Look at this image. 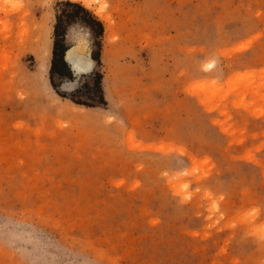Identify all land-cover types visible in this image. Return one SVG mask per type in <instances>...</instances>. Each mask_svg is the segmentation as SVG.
Segmentation results:
<instances>
[{"label": "rangeland", "instance_id": "obj_1", "mask_svg": "<svg viewBox=\"0 0 264 264\" xmlns=\"http://www.w3.org/2000/svg\"><path fill=\"white\" fill-rule=\"evenodd\" d=\"M0 264H264V0H0Z\"/></svg>", "mask_w": 264, "mask_h": 264}, {"label": "trees", "instance_id": "obj_2", "mask_svg": "<svg viewBox=\"0 0 264 264\" xmlns=\"http://www.w3.org/2000/svg\"><path fill=\"white\" fill-rule=\"evenodd\" d=\"M68 10H65L57 15V23L55 25V42H54V52L52 60L51 72L53 75L57 74L61 77L69 78L73 80V74L70 66L65 60V54L69 49L66 45V37L68 34V29L71 25L80 23L85 26L91 33L93 41L92 58L97 66H101V54H102V40L105 34L104 23L96 17L92 11L83 6L81 3L66 1L62 3ZM94 82L93 86L85 84L82 87L76 89L75 93L77 95L84 94V88L88 91H95L98 96L97 98L106 104L104 93H103V75L100 71L93 73ZM61 96H65L60 94ZM75 103L80 105H86L88 107H93L88 103H84L80 100H73Z\"/></svg>", "mask_w": 264, "mask_h": 264}, {"label": "bare ground", "instance_id": "obj_3", "mask_svg": "<svg viewBox=\"0 0 264 264\" xmlns=\"http://www.w3.org/2000/svg\"><path fill=\"white\" fill-rule=\"evenodd\" d=\"M83 1L85 3L89 2V0ZM247 45L248 43L242 44L237 49L242 50L243 48H246ZM48 47V43L45 42V44L43 45L45 59L47 57ZM65 60L76 76L83 75L92 71L95 63L86 42H78L75 46L69 48L65 54ZM194 90L195 87L193 88V91ZM149 148L151 149L152 147Z\"/></svg>", "mask_w": 264, "mask_h": 264}]
</instances>
